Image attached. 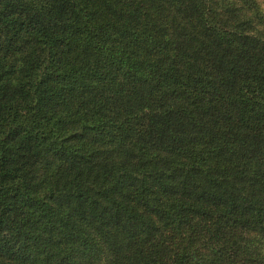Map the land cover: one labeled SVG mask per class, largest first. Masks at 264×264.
Listing matches in <instances>:
<instances>
[{
  "label": "trees",
  "instance_id": "16d2710c",
  "mask_svg": "<svg viewBox=\"0 0 264 264\" xmlns=\"http://www.w3.org/2000/svg\"><path fill=\"white\" fill-rule=\"evenodd\" d=\"M0 264H264V0H0Z\"/></svg>",
  "mask_w": 264,
  "mask_h": 264
}]
</instances>
